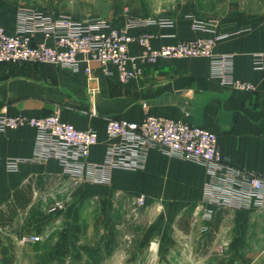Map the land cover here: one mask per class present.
Wrapping results in <instances>:
<instances>
[{
	"label": "crops",
	"instance_id": "crops-1",
	"mask_svg": "<svg viewBox=\"0 0 264 264\" xmlns=\"http://www.w3.org/2000/svg\"><path fill=\"white\" fill-rule=\"evenodd\" d=\"M118 1L110 0L98 13L79 6L84 0H0V26L15 34L29 12L51 19L70 16L79 23L99 17L118 28L152 20L154 24L130 32L151 33L154 49L224 36L214 43L212 54L230 56L233 79L251 83L255 90L241 92L211 78L205 57L159 59L144 66L142 77L125 83L114 67H107L106 75L97 62L89 64V74L51 64H0V112L34 117L57 113L80 130L96 131L99 143L87 158L95 164L103 162L108 120L141 122L147 115L177 120L216 134L222 166L211 171L205 164L152 149L141 169L113 171L107 184L72 181L53 159L27 162L35 150L31 127L1 131L0 211L27 184L23 194L29 193L30 200L10 223L0 225V264H104L105 259L108 264H264V209L253 201L241 203L237 180L228 170L264 177V70L253 65L254 56L264 53V0H227L210 14L190 4L152 14L141 6L123 9ZM34 41L52 43L41 32ZM129 52L135 55L138 48L130 45ZM14 158L24 162L16 171H6L5 161ZM66 183L76 185L83 201L97 202L33 210L40 187L59 184L67 196ZM119 195L135 199L114 202ZM139 197L141 207L135 205ZM121 207L135 209L140 230L103 232ZM23 235L40 240L20 244Z\"/></svg>",
	"mask_w": 264,
	"mask_h": 264
},
{
	"label": "built area",
	"instance_id": "built-area-1",
	"mask_svg": "<svg viewBox=\"0 0 264 264\" xmlns=\"http://www.w3.org/2000/svg\"><path fill=\"white\" fill-rule=\"evenodd\" d=\"M27 16L21 20L15 34H7L0 26V64H51L89 74V64L97 62L106 75H110L107 67H114L119 82L125 83L129 79L142 77L144 66L154 65L159 59L205 57L210 61L211 78L241 92L255 90L253 84L233 79L230 56L212 54L214 43L224 36L178 41L154 49L150 42L153 37L151 33L145 30L130 32L132 28L154 24L152 20L129 22L125 27L118 28L99 17L79 23L63 15L51 19L29 12ZM159 24L166 25L163 21ZM39 32L45 39L51 40V45L34 41L35 34ZM130 45L138 48L137 54L129 52ZM81 65H84L83 69ZM253 65L258 70H264V53L254 56ZM28 126L35 133V150L27 162L43 164L53 159L72 181L107 184L113 171L141 169L147 151L152 149L169 157L205 164L211 171L222 166L213 131L159 116L147 115L141 122L108 120L104 126L106 148L101 164L87 160L91 148L99 143L96 131L80 130L62 121L57 113L34 117L23 114L10 116L0 112V132ZM5 162L6 171L14 172L24 161L14 158ZM228 170L237 180L238 194L243 199L241 203L253 201L256 208L263 210L264 177L234 168ZM135 202L137 207L144 204L142 197ZM63 208L64 204L59 202L50 211ZM206 230L205 227L202 232ZM39 240L34 235H23L19 243Z\"/></svg>",
	"mask_w": 264,
	"mask_h": 264
},
{
	"label": "rangeland",
	"instance_id": "rangeland-1",
	"mask_svg": "<svg viewBox=\"0 0 264 264\" xmlns=\"http://www.w3.org/2000/svg\"><path fill=\"white\" fill-rule=\"evenodd\" d=\"M82 1V0H81ZM81 5L79 6H85L88 9H92L94 12L103 11L110 5V0H84ZM227 0H122L118 1L119 5L123 9L129 8V6L134 5L136 7L144 8L147 12H150L152 14H165L167 12H170V10L177 9L180 6L184 5H192L196 11H202L206 13H212V9L214 6H225ZM117 3V4H118ZM76 6V5H75ZM222 8H220V11ZM97 14V13H96ZM96 18V17H95ZM75 184L73 183H66V190H67V196H64L61 192L60 188L61 185L53 186L51 189H47L46 187H40L39 192L35 199V205L36 207L33 209L34 211H43L44 208H49L51 204L56 203H62L64 204V207L66 203L68 204V209L70 207H73V205H79L80 203L88 204L90 202L96 203L97 201L95 199H88L87 202L83 201V198L81 199L80 195L77 194L75 188ZM135 198L133 197H127L124 195H119V197L112 199L114 202L117 200L121 202H132ZM50 204V205H49ZM136 205V204H135ZM52 206V207H53ZM91 213V212H90ZM94 213V212H92ZM136 211L134 208L132 209H124L121 207V209L116 211V218H112L108 221V228L106 231L103 230V232H108L111 234L114 233H132V231H138L141 228V223L139 219L135 215ZM141 220V219H140ZM95 234H100L98 229H95L93 232ZM95 260H97L98 255H94ZM98 261V260H97ZM111 263L109 259H105L104 264Z\"/></svg>",
	"mask_w": 264,
	"mask_h": 264
},
{
	"label": "trees",
	"instance_id": "trees-1",
	"mask_svg": "<svg viewBox=\"0 0 264 264\" xmlns=\"http://www.w3.org/2000/svg\"><path fill=\"white\" fill-rule=\"evenodd\" d=\"M29 184L22 187L19 192L15 193L13 196V201L7 205L6 209L0 211V225L8 224L12 221V218L15 217L17 209H24L26 208L27 204L30 200V195L23 194V191L26 192V189L29 188ZM22 193V194H21ZM21 194V196H20ZM13 206H12V205ZM5 212V213H3Z\"/></svg>",
	"mask_w": 264,
	"mask_h": 264
}]
</instances>
